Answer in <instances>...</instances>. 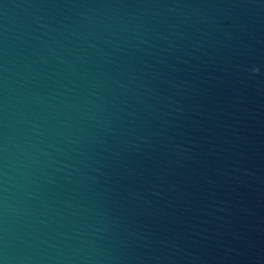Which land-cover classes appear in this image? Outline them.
<instances>
[{"label": "water", "instance_id": "obj_1", "mask_svg": "<svg viewBox=\"0 0 264 264\" xmlns=\"http://www.w3.org/2000/svg\"><path fill=\"white\" fill-rule=\"evenodd\" d=\"M0 264H264V0H0Z\"/></svg>", "mask_w": 264, "mask_h": 264}]
</instances>
